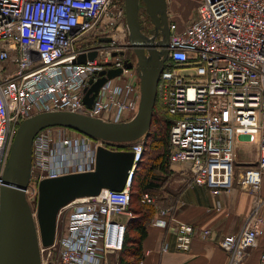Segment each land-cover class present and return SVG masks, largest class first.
<instances>
[{"label":"built area","instance_id":"2783aa9c","mask_svg":"<svg viewBox=\"0 0 264 264\" xmlns=\"http://www.w3.org/2000/svg\"><path fill=\"white\" fill-rule=\"evenodd\" d=\"M147 16L146 11L139 16L143 31ZM149 21L146 24H152ZM169 28L157 98L173 115L171 161L186 163L191 185L219 194L238 182L255 194L245 225L219 240L229 253V264H237L264 232V197L258 195L264 176V0H199L184 23L169 11ZM92 51L96 55L90 58ZM80 55H86L85 61L77 60ZM127 60L131 67L125 65ZM136 64L124 0H0V189L24 118L57 109L113 121L131 118L141 99ZM111 68L122 71L108 77L87 106L83 97L91 79ZM241 135L257 141L259 151L256 163L236 179V144ZM99 146L134 152L126 184L63 205L54 241L43 245L40 240L41 264H118L133 175L145 149L142 138L112 142L63 125L46 126L33 139L25 193L36 213L40 181L94 170ZM158 197L144 192L141 199L155 203L151 223L170 227L179 250L190 249L196 234L203 238L212 234L211 228L179 220L178 204L162 205ZM161 247L167 250L169 243L164 241Z\"/></svg>","mask_w":264,"mask_h":264},{"label":"water","instance_id":"95a60500","mask_svg":"<svg viewBox=\"0 0 264 264\" xmlns=\"http://www.w3.org/2000/svg\"><path fill=\"white\" fill-rule=\"evenodd\" d=\"M124 6L128 40L137 58L141 83L138 111L128 120L113 121L72 110H44L20 122L0 189V264H41L40 240L44 245L54 241L57 215L63 205L76 197L98 194L103 188L120 190L126 184L134 152L99 146L94 170L40 181L36 213L25 193L31 175L33 139L40 129L63 125L112 142L134 141L149 130L159 77L168 56L169 3L168 0H124ZM140 6L152 22L150 34L143 31ZM95 55V51L89 53L90 58ZM85 59L86 55H80L77 60L83 62ZM125 65L131 67L132 61L127 60ZM121 71V68L101 70L102 75L97 80L91 79L83 97L85 104L91 106L102 83Z\"/></svg>","mask_w":264,"mask_h":264},{"label":"crops","instance_id":"0c3cea01","mask_svg":"<svg viewBox=\"0 0 264 264\" xmlns=\"http://www.w3.org/2000/svg\"><path fill=\"white\" fill-rule=\"evenodd\" d=\"M190 1L176 0L180 7ZM169 11L180 24L186 20L179 9ZM258 146V142L250 135L239 137L237 149L245 156L241 160L235 157V162L245 163L246 166L242 170L238 169L236 179L243 176L247 166L256 163ZM250 153L255 156L249 157ZM172 168L174 174L167 189L162 192V196L166 197L165 203H170L168 198L175 201L178 204L175 215L179 220L193 223L199 228H211L212 234L207 238L196 234L190 249L179 250L175 246L176 233L170 227L150 223L142 242L143 257L140 264H229V253L220 246L219 240L222 235L239 231L245 225L253 207L254 192L236 182L231 191L214 194L206 186L190 184L191 173L186 163L172 162ZM258 195L264 197V176ZM262 214L264 215V205ZM164 241L169 243L167 250H162ZM263 252L264 232L255 246L247 248L244 257L237 264H260Z\"/></svg>","mask_w":264,"mask_h":264},{"label":"trees","instance_id":"16d2710c","mask_svg":"<svg viewBox=\"0 0 264 264\" xmlns=\"http://www.w3.org/2000/svg\"><path fill=\"white\" fill-rule=\"evenodd\" d=\"M172 122L173 115L159 105L157 98L151 126L142 137L145 142L143 158L133 175L130 214L124 246L120 251V264H140L143 257L142 242L148 233L156 205L142 201V194L150 192L159 196L158 203L163 205L175 204L170 198V203H165L166 197L162 196L174 174L170 158Z\"/></svg>","mask_w":264,"mask_h":264},{"label":"rangeland","instance_id":"374dc122","mask_svg":"<svg viewBox=\"0 0 264 264\" xmlns=\"http://www.w3.org/2000/svg\"><path fill=\"white\" fill-rule=\"evenodd\" d=\"M199 0H191V3H188V2H186L185 4H184V6H178V4H177V2H176V0H169V10H173V11H176V10H178L179 9V11L180 12H182L183 13V15H184V19H186V20H188V19H190V17L194 14V8L196 7V5H197V2H198ZM190 4V5H189ZM143 8V7H142ZM143 10H144V8H143ZM145 13V12H144ZM175 17V16H174ZM176 18V17H175ZM129 52V51H128ZM156 101H157V99H156ZM9 144H10V142H9ZM238 141H237V144H236V151H237V153H238V155L236 156V158H237V160H241V159H243L244 158V154L242 153V154H240V152H239V150L237 149L238 147ZM7 147H8V144H7ZM248 155H250L249 157H253V156H255V155H253V154H248ZM248 165V164H247ZM246 166V164L245 163H237V162H235L234 163V167H235V176H238V169H240V170H242V169H244V167ZM33 205H34V203H32ZM118 258H119V260H120V253H119V255L117 256Z\"/></svg>","mask_w":264,"mask_h":264},{"label":"flooded vegetation","instance_id":"af4514ba","mask_svg":"<svg viewBox=\"0 0 264 264\" xmlns=\"http://www.w3.org/2000/svg\"><path fill=\"white\" fill-rule=\"evenodd\" d=\"M144 12H145V10H143L142 6H140L139 16L143 15ZM140 19H141V17H140ZM149 19L150 18L147 16V19L144 22V25H145L144 31H146V32H148L153 27V25L150 23V21H149L150 25L146 24L147 20H149ZM169 31H170V28H169ZM159 37H160V35L157 36V38H159Z\"/></svg>","mask_w":264,"mask_h":264},{"label":"bare ground","instance_id":"6f19581e","mask_svg":"<svg viewBox=\"0 0 264 264\" xmlns=\"http://www.w3.org/2000/svg\"><path fill=\"white\" fill-rule=\"evenodd\" d=\"M43 244V243H42ZM44 245V244H43Z\"/></svg>","mask_w":264,"mask_h":264}]
</instances>
